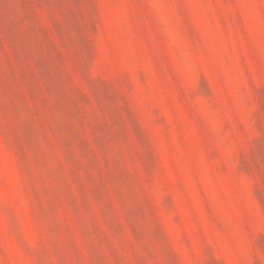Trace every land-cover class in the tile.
<instances>
[{
  "label": "rangeland",
  "instance_id": "374dc122",
  "mask_svg": "<svg viewBox=\"0 0 264 264\" xmlns=\"http://www.w3.org/2000/svg\"><path fill=\"white\" fill-rule=\"evenodd\" d=\"M0 264H264V0H0Z\"/></svg>",
  "mask_w": 264,
  "mask_h": 264
}]
</instances>
